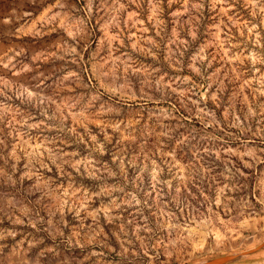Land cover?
Masks as SVG:
<instances>
[{
    "label": "clouds",
    "instance_id": "1",
    "mask_svg": "<svg viewBox=\"0 0 264 264\" xmlns=\"http://www.w3.org/2000/svg\"><path fill=\"white\" fill-rule=\"evenodd\" d=\"M0 25L60 40L0 50V264H264V0H21Z\"/></svg>",
    "mask_w": 264,
    "mask_h": 264
},
{
    "label": "rangeland",
    "instance_id": "2",
    "mask_svg": "<svg viewBox=\"0 0 264 264\" xmlns=\"http://www.w3.org/2000/svg\"><path fill=\"white\" fill-rule=\"evenodd\" d=\"M16 9L17 12L21 11V0H0V19H3L5 16L11 15L12 9ZM23 8L26 10L30 8L29 5L24 4ZM207 15V14H206ZM14 23L11 26V30L15 32L16 28L20 27L23 24V21H21L19 24L15 22V17H13ZM206 24H211L214 23V21L211 19V16H208V19L205 21ZM5 31V26L0 25V50L2 51H7V49L13 45H21L27 47L30 51L35 49V50H47L51 45H59L60 40L53 35L50 38H46L44 41L40 43H34L32 40L28 38H23V39H17L15 36L12 37H6L3 35ZM98 41L96 44L93 45L94 48L97 47ZM129 119H133L130 117ZM0 164H2V161H0ZM127 216L128 213H125ZM7 226V225H4ZM113 245L115 246V242L113 240ZM43 246H41L40 249H34L32 254L35 255L37 252L42 251ZM119 250V249H118ZM231 253H236V250L234 248H212L208 250L203 257L200 258L199 261L215 257L218 255H224V254H231ZM65 255H68V253H65L63 250H61V255L60 257H55L52 253L45 252L43 257L41 258L40 264H57L58 260H62ZM75 257L80 259L81 261H84V254L80 252H76ZM112 259H115L118 261V257L115 256L114 253L110 254V260L106 262V264H111ZM160 260H164L163 254L160 257ZM246 258L237 256L233 260L225 261L220 264H245ZM159 264V262H158Z\"/></svg>",
    "mask_w": 264,
    "mask_h": 264
},
{
    "label": "water",
    "instance_id": "3",
    "mask_svg": "<svg viewBox=\"0 0 264 264\" xmlns=\"http://www.w3.org/2000/svg\"><path fill=\"white\" fill-rule=\"evenodd\" d=\"M237 256H238L237 253L218 255L215 257H211V258L199 261L198 264H220L225 261L233 260Z\"/></svg>",
    "mask_w": 264,
    "mask_h": 264
}]
</instances>
